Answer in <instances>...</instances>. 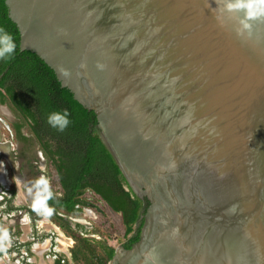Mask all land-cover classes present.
<instances>
[{"label": "water", "instance_id": "water-1", "mask_svg": "<svg viewBox=\"0 0 264 264\" xmlns=\"http://www.w3.org/2000/svg\"><path fill=\"white\" fill-rule=\"evenodd\" d=\"M6 4L148 202L122 264H264V6L240 34L225 0Z\"/></svg>", "mask_w": 264, "mask_h": 264}, {"label": "trees", "instance_id": "trees-1", "mask_svg": "<svg viewBox=\"0 0 264 264\" xmlns=\"http://www.w3.org/2000/svg\"><path fill=\"white\" fill-rule=\"evenodd\" d=\"M0 26L10 32L17 44L15 53L0 60V100L22 117L39 141L48 164L58 175L59 188H51L48 201L53 211L50 219L75 240L73 260L79 264H108L116 247L108 237L88 236L89 229L71 218H81L88 205L85 194L92 192L115 212L122 214L125 225V248L140 237L136 229L141 212L148 202L139 198L123 175L97 129L94 110L85 108L55 71L36 53L20 48V31L9 16L6 0H0ZM67 109L71 123L64 131L51 127L50 113ZM36 212L34 209L31 210ZM143 221V220H142ZM142 225V223H141Z\"/></svg>", "mask_w": 264, "mask_h": 264}, {"label": "flooded vegetation", "instance_id": "flooded-vegetation-1", "mask_svg": "<svg viewBox=\"0 0 264 264\" xmlns=\"http://www.w3.org/2000/svg\"><path fill=\"white\" fill-rule=\"evenodd\" d=\"M0 104L9 111L7 114L0 111V131L4 130L7 133L5 138L0 132V143H6L2 146V154L5 153L7 157L10 155L9 142L12 138L18 143L11 152L10 160L0 155V228L6 229L10 237L9 241L0 243V264H79L74 262L71 252L75 240L67 236L64 230L50 219L49 213L31 211L33 197L29 189L35 178L41 175L48 176L46 171L49 165L48 159L22 117L18 116L8 103L0 100ZM1 156L4 160L6 159L5 164L1 162ZM147 206L148 204L136 223V229L140 226L139 240L133 243L131 248L141 240L143 235ZM42 215H45L48 221L45 223L46 226L44 224L42 228H39L37 224ZM70 221L73 226L74 223L79 222L74 218ZM61 234L64 240H67L66 244L60 241ZM87 235H91L90 230ZM128 240L122 237L119 245L123 253L119 258H115V250L113 264H122V259L126 255L124 252L131 249L124 246ZM37 246H41L40 250H36Z\"/></svg>", "mask_w": 264, "mask_h": 264}, {"label": "clouds", "instance_id": "clouds-1", "mask_svg": "<svg viewBox=\"0 0 264 264\" xmlns=\"http://www.w3.org/2000/svg\"><path fill=\"white\" fill-rule=\"evenodd\" d=\"M260 6H264V0H225V8L228 12L244 13V18L239 21L241 27L237 30L240 34H243L244 30L251 29L249 20L262 14V11L258 10ZM16 48L17 44L13 35L5 27L0 26V60L10 58L15 53ZM97 67L102 69L103 65L98 63ZM63 74L67 76L69 72L63 70ZM69 117L70 113L67 109L62 112L55 111L49 114L47 122L51 127L64 131L71 123ZM29 192L33 197L32 207L37 213H51L53 211L48 204V201L53 198V192L46 176L41 175L35 178ZM9 239L7 230L0 228V243L7 242Z\"/></svg>", "mask_w": 264, "mask_h": 264}, {"label": "rangeland", "instance_id": "rangeland-1", "mask_svg": "<svg viewBox=\"0 0 264 264\" xmlns=\"http://www.w3.org/2000/svg\"><path fill=\"white\" fill-rule=\"evenodd\" d=\"M47 178L50 181V187L57 190L59 188V181L57 171L50 165L47 166ZM88 200V205L84 208L83 216L81 218H74L83 224H86L90 230L92 237L104 238L108 237L111 245L116 248L119 247L120 241L124 236L125 226L122 214L111 209L100 196L88 192L85 194ZM45 215L38 220V227L47 222ZM45 224L44 226H46ZM41 246H37L36 250H40ZM64 249V247H61Z\"/></svg>", "mask_w": 264, "mask_h": 264}, {"label": "crops", "instance_id": "crops-1", "mask_svg": "<svg viewBox=\"0 0 264 264\" xmlns=\"http://www.w3.org/2000/svg\"><path fill=\"white\" fill-rule=\"evenodd\" d=\"M0 111L4 112V113H6V114L9 113V111H8L5 107H3L1 104H0ZM0 116H1V114H0ZM2 128H3V127H2ZM0 132L5 136V138H7V136H6L7 133H6L4 130H3V132H2V131H0ZM2 140L4 141L5 139L3 138ZM9 143H10V147H9L10 155L7 157V155H4V154H5L4 152H3L4 154H2V150H3V147H2V146H4V145L6 144L5 142H4V143H0V153H1L0 155H2V156L4 155L3 157H5V158L7 157V158L10 160V158H11V156H12V153H11V152H13V150L15 149V147H16V145H17L18 143H16V141H15L14 138H12V139H11V142H9ZM2 156H1V157H2ZM3 157L1 158V162H2L3 164H5V160H6V159L4 160ZM8 159H7V160H8ZM9 160H8V161H9Z\"/></svg>", "mask_w": 264, "mask_h": 264}, {"label": "bare ground", "instance_id": "bare-ground-1", "mask_svg": "<svg viewBox=\"0 0 264 264\" xmlns=\"http://www.w3.org/2000/svg\"><path fill=\"white\" fill-rule=\"evenodd\" d=\"M60 233V232H59ZM60 239V238H59ZM70 240V239H69ZM61 243L62 244H66L67 243V240H64L63 238V234H61V239H60Z\"/></svg>", "mask_w": 264, "mask_h": 264}]
</instances>
